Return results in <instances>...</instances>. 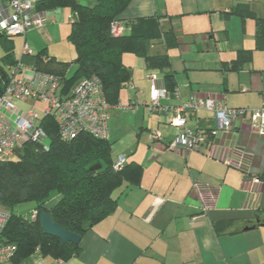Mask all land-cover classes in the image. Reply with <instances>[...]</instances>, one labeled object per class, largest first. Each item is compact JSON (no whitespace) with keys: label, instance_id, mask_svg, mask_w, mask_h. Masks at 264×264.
I'll use <instances>...</instances> for the list:
<instances>
[{"label":"crops","instance_id":"obj_1","mask_svg":"<svg viewBox=\"0 0 264 264\" xmlns=\"http://www.w3.org/2000/svg\"><path fill=\"white\" fill-rule=\"evenodd\" d=\"M8 1L0 0V7L7 13ZM237 2L249 4L257 16H264V0H131L125 10L128 19L160 16L164 27L173 26L176 31L178 45L166 49L155 40L150 47L152 53L169 55L175 78L177 96L162 99L163 104L177 105L192 96H213L231 108L264 107V47L256 48L255 19L229 14ZM49 15L52 23L21 35L22 46L32 48L27 42L30 34V44L37 46L34 54L44 49L48 56L67 61L58 58L51 45L64 37L67 40L70 12L57 9ZM35 32L44 42L37 40ZM15 36L12 55L17 61L21 49L16 50ZM171 49L177 57L173 53L170 56ZM241 49L251 50L250 60L239 70L229 69ZM132 54L123 53L122 62L129 67L130 81L140 92L129 88L133 95L126 101L127 105L135 104L133 107L114 105L108 110V140L116 135L112 113L132 112L133 124L139 126L136 140L143 132L149 134L146 152L152 159H136L138 148L128 155H115L122 154L126 161L141 165L140 182L123 184L113 192L117 199L114 210L81 235L78 253L66 258L64 264H264V136L258 135L244 116L235 123L234 133L223 140L244 154L249 173L260 179V189L253 196L244 184V173L210 157L207 149L187 153L168 148L176 135L171 113L150 114L145 106L150 92L148 76L155 74L162 81L166 71L148 70L144 59L136 55L138 63ZM3 55L2 46L0 58ZM9 65L0 62V69L7 73ZM152 124L151 132L147 125ZM187 124L212 126L213 115L200 110L194 116L187 115ZM155 132L160 134L159 139L151 138ZM212 194L216 197L212 205H203L204 200L212 201ZM215 223L223 226L220 234L213 230ZM54 259L32 255L17 264H35L38 260L51 264Z\"/></svg>","mask_w":264,"mask_h":264},{"label":"trees","instance_id":"obj_2","mask_svg":"<svg viewBox=\"0 0 264 264\" xmlns=\"http://www.w3.org/2000/svg\"><path fill=\"white\" fill-rule=\"evenodd\" d=\"M131 0H36L35 8L43 14L57 9L70 12V30L67 40L73 46L75 56L71 61H60L48 56L44 49L34 54L29 62L36 70L62 77L60 90L70 95L74 85L84 77L97 76L109 104H118L120 92L131 79L129 67L122 62L123 53H133L144 59L148 70L166 71L162 79L168 97L174 96L175 78L171 73V61L167 53H152L150 47L159 40L166 49L178 45L173 26L164 27L160 16L128 19L125 10ZM229 14L255 19L256 48L264 47V16H257L249 4L237 2ZM115 20L124 22L122 34H110V24ZM4 55L0 62L14 65L12 35L0 34ZM251 58V50L236 52L229 69L239 70ZM70 75H67L72 68ZM165 106H172L164 104ZM40 126L46 140L25 141L16 155L0 160V205L9 217L1 236L3 243L13 244V262L25 260L32 255L66 258L78 253L80 246L61 243L44 234L38 216L45 211L67 230L82 235L94 224L111 213L117 205L113 192L126 184H139L142 167L135 161H125L120 170L112 167L116 156L108 138L81 132L73 139H62L57 126L48 115L40 117ZM126 159V158H125ZM100 165L98 169L93 166ZM199 195L200 191L196 190ZM199 192V193H198ZM204 200L212 205L215 196ZM34 205L29 214L15 212L23 203ZM34 215V216H33ZM216 234L223 226L213 225Z\"/></svg>","mask_w":264,"mask_h":264},{"label":"built area","instance_id":"obj_3","mask_svg":"<svg viewBox=\"0 0 264 264\" xmlns=\"http://www.w3.org/2000/svg\"><path fill=\"white\" fill-rule=\"evenodd\" d=\"M36 0H9V12L0 7V31L8 35H24L31 29L41 30L54 20L49 14H43L35 8ZM70 22L73 18H69ZM124 22L115 20L110 24V34L117 36L125 30ZM34 56V52L24 44L19 58L14 65L8 66L6 81H0V160L13 158L17 148L28 140L43 142L46 135L40 126V117L48 115L57 126L59 136L64 140L73 139L81 132L96 137L108 138V110L113 107L107 102L103 84L97 76L81 78L72 88L70 95L65 96L60 90L62 77L36 70L26 58ZM150 80L149 101L145 103L150 114L171 113V125L176 135L168 143L170 149H181L183 152L201 151L227 166L234 167L244 173V184L253 196L258 192L261 181L249 173L243 163L244 154L238 153L223 140L234 133L237 120L247 116L250 127L260 136H264V107H227L220 99L213 96H192L177 105L165 106L162 99L168 98L163 82L155 74L148 76ZM127 87L140 92L129 81ZM177 96V91L175 92ZM44 104L42 115L34 106L22 109L15 102ZM131 108L135 104L121 105ZM207 111L213 115L212 126H188L187 115L194 116L198 111ZM152 139H159L160 134H151ZM126 159L117 155L112 167L120 170ZM34 216V215H33ZM9 213L0 205V264H15L13 257L15 246L3 243L2 233ZM35 264H44L38 260ZM51 264H64V260L56 258Z\"/></svg>","mask_w":264,"mask_h":264},{"label":"rangeland","instance_id":"obj_4","mask_svg":"<svg viewBox=\"0 0 264 264\" xmlns=\"http://www.w3.org/2000/svg\"><path fill=\"white\" fill-rule=\"evenodd\" d=\"M61 22V21H60ZM67 22V21H66ZM65 23V22H62ZM68 24V22L66 23ZM65 24V25H66ZM35 31V30H34ZM37 40L38 41H42L44 42L41 36L37 37L38 32L34 33ZM29 35L27 34V42L28 44L33 48H30L32 51L35 49H37V46L30 44V39H29ZM22 42H23V37L21 35H16L15 36V45H16V50L21 49L22 46ZM41 44V43H40ZM20 51V50H19ZM51 51L55 52L58 56V58L60 59H64L67 61H71L74 56H75V52L73 49V46L71 45V43L65 39V37L63 39H59L56 40L54 43H52L51 45ZM171 52L169 53L171 56V53H173V57H177L178 55L175 54V52H173V49L170 50ZM2 55V46L0 43V56ZM133 59H136V61H138L140 59L138 56L132 54L131 56ZM137 57V58H136ZM130 65V63H127ZM135 68L136 66L139 67V64L134 63ZM72 68L69 69L67 75H70L72 72ZM146 69V68H145ZM133 93L132 91L127 87L125 90L123 89L121 92V104L122 105H127V96H131L132 97ZM19 107H21L22 109H27L30 106H34L36 111H38L39 115H42L43 112V107L44 104L39 103L36 104L32 101H28L27 103H20L18 101L15 102ZM141 115V110L137 111V116ZM133 113L132 112H124V111H115L112 113V121L115 120V124H116V135L112 134L111 135V140L114 141V143H112V154L113 156H115L117 153H124L125 155H128L130 153V151H133L134 149L136 150L138 148V150L136 151L134 157L136 159H139L140 161L144 160V162L146 161H150L152 159V157L150 155H148L147 148H146V139H147V135H149L147 132H143L140 140L137 142L136 140V135L139 132V126L137 124V126H134L133 124ZM146 120H150L149 116H145ZM140 120V119H139ZM141 122V120H140ZM149 126L152 130L154 129L153 124L152 125H147ZM145 146V147H144ZM152 154V153H151ZM145 159H147L145 161ZM34 204L32 202H26L23 204L18 205L15 208V212L16 213H20V214H29L30 209L32 208Z\"/></svg>","mask_w":264,"mask_h":264},{"label":"water","instance_id":"obj_5","mask_svg":"<svg viewBox=\"0 0 264 264\" xmlns=\"http://www.w3.org/2000/svg\"><path fill=\"white\" fill-rule=\"evenodd\" d=\"M0 80L6 81V75L1 69H0ZM0 93H1V88H0ZM18 150L19 149L17 148V151ZM99 167L100 165H95L92 167V169H98ZM38 222L40 225V229L44 234L58 239L63 244L65 243L78 244L80 241L81 238L80 235L71 232L66 228H64L63 226L59 225L45 211H42L39 214Z\"/></svg>","mask_w":264,"mask_h":264}]
</instances>
